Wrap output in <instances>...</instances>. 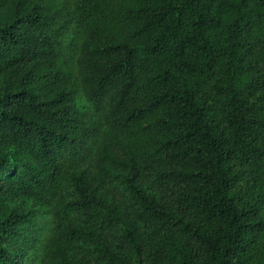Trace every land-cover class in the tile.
Returning a JSON list of instances; mask_svg holds the SVG:
<instances>
[{
	"label": "trees",
	"instance_id": "1",
	"mask_svg": "<svg viewBox=\"0 0 264 264\" xmlns=\"http://www.w3.org/2000/svg\"><path fill=\"white\" fill-rule=\"evenodd\" d=\"M0 264H264V0H0Z\"/></svg>",
	"mask_w": 264,
	"mask_h": 264
}]
</instances>
